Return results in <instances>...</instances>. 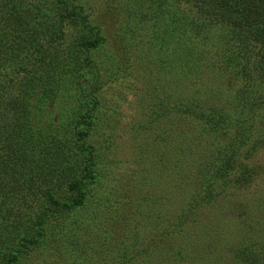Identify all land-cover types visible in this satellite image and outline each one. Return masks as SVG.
Segmentation results:
<instances>
[{
    "label": "rangeland",
    "instance_id": "rangeland-1",
    "mask_svg": "<svg viewBox=\"0 0 264 264\" xmlns=\"http://www.w3.org/2000/svg\"><path fill=\"white\" fill-rule=\"evenodd\" d=\"M126 6L0 0V264L9 254L13 264H255L240 251L264 242L256 54L211 24L210 67L199 83L179 80L172 50ZM192 95L203 105L200 139L177 109ZM225 155L230 168L214 175ZM74 180L83 195L69 204ZM191 188L197 200L183 216Z\"/></svg>",
    "mask_w": 264,
    "mask_h": 264
},
{
    "label": "trees",
    "instance_id": "trees-1",
    "mask_svg": "<svg viewBox=\"0 0 264 264\" xmlns=\"http://www.w3.org/2000/svg\"><path fill=\"white\" fill-rule=\"evenodd\" d=\"M120 1L126 4L128 12H131L132 16H134L137 21L141 22L140 26H143L146 22H148L150 26L153 25L150 29L151 35L157 39L160 46L172 50V57L177 63L176 69L179 80L187 78L192 84L197 83V81L199 83L201 79H203V76L200 79L203 70L201 72L199 71L203 64L206 63L203 62L204 57L213 58L210 47H207L205 43L207 35L203 30L206 31L208 26L213 24L215 26L221 25L225 27L233 39L240 40L244 46L248 47L249 51L256 54L253 63L255 68L260 70L259 76L261 77H259V80L262 79L264 82V49H262V44L260 43L263 42L264 44L263 0H170V4H166L168 0H136V4L133 8L130 5V0ZM142 3H145L144 6L139 7ZM62 6L65 9V5L63 4ZM64 12L82 19V16H78V14L75 15L71 10H64ZM63 16V13H60L58 18L60 19ZM195 19L199 21H194ZM195 22H197L196 26ZM123 30H125V28ZM201 31L203 35H200ZM131 32L134 33L137 31L133 29ZM116 36L118 40L122 38L119 33ZM94 43L95 39L91 41L79 40L78 45L87 48ZM260 47L261 50H259ZM204 65L207 69L210 67L208 63ZM205 86L206 84L204 88ZM52 92L53 90H50L49 94L51 95ZM201 105L199 97L193 95L186 97L184 100H180L177 104L179 112L188 115L187 118L190 120L191 125L189 129L191 135L195 136L194 139H200L202 134L206 131L205 121L201 118L203 113V105ZM209 107L212 108V106ZM216 110H219L222 116L226 117L228 115L225 111H221V107H216ZM238 127V133L240 135L243 134V126L239 125ZM75 134L77 139L83 134V131L77 129L75 130ZM188 142L189 141L186 140L182 147L180 146V150L184 151L182 156L185 163V155L188 150H190L191 146L190 142ZM221 158L213 168L214 175L223 173L231 166L232 160L228 155ZM243 181L246 180L242 176L235 182L241 184ZM80 186L78 180L69 183V187L72 190L69 196V204H77L81 201L83 192ZM192 190L193 188L187 192V205L185 206L186 209H184L185 213H182L183 216H186L187 212L189 214L191 206L195 203V200H197V193H194ZM48 200L54 208L65 205L64 202L57 201L51 198V196H48ZM259 241L258 237L250 239V241H247L249 247L243 248L240 251L246 262L248 260L249 263L257 264L263 259L264 242L258 243ZM13 260L14 255L9 254L6 264H13Z\"/></svg>",
    "mask_w": 264,
    "mask_h": 264
}]
</instances>
